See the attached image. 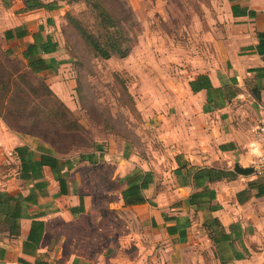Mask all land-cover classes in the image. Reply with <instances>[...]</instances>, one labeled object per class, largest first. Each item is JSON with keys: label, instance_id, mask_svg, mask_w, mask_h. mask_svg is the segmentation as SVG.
<instances>
[{"label": "crops", "instance_id": "obj_1", "mask_svg": "<svg viewBox=\"0 0 264 264\" xmlns=\"http://www.w3.org/2000/svg\"><path fill=\"white\" fill-rule=\"evenodd\" d=\"M220 2L224 13L213 52L189 60L179 72L165 73L168 82L160 107L138 108L141 115L148 110L158 149L149 142L152 155L126 151L124 138L111 134L91 136L86 151L71 148L61 154L50 148L60 160L67 192H59V182L44 166L41 180L46 186L42 193L34 189L37 203L24 209L18 235H10L0 220V264H17L18 258L51 264L264 262V196L255 197V190L248 189L253 174L233 170L236 164L252 166L259 154L254 128L264 104V46L262 54L256 47L259 34L264 41V0ZM68 7L65 0H0V48L9 59L22 58L29 43L47 37L57 43L55 51L39 55L52 66L40 74L58 98L50 71L59 64L56 27ZM199 75L218 89L210 102L206 89L191 88ZM38 145L47 147L34 138L22 140L0 117V152L26 147L37 158ZM81 153H93V160H80ZM16 159L19 163L17 155ZM179 165L232 170L236 176L196 187ZM134 174L140 176L136 183L146 174L147 185L141 190L146 201L125 205L122 193L131 186L127 177ZM18 175L0 174V192L27 195L34 182ZM207 188L215 193L209 205L217 209H195L190 195ZM243 191L247 193L237 197ZM30 216L43 222L42 237L32 253L23 251ZM209 217L219 220L230 239L213 243L205 227Z\"/></svg>", "mask_w": 264, "mask_h": 264}, {"label": "rangeland", "instance_id": "obj_2", "mask_svg": "<svg viewBox=\"0 0 264 264\" xmlns=\"http://www.w3.org/2000/svg\"><path fill=\"white\" fill-rule=\"evenodd\" d=\"M65 3L76 23L100 39L102 45L109 46L111 43L105 40L113 38L120 40L117 44L122 49L126 46L130 49L124 57L113 53L105 59L87 45L66 15L56 27L60 57L55 70L50 71L53 85L60 93L59 99L84 127L72 148L86 151L91 146V136L111 134L124 138L126 151L152 155L154 148L150 151L148 143L155 149L158 147L149 130L150 115L148 110L141 115L138 108L160 107L164 102L162 90L168 82L165 73L179 72L189 60L213 52L222 27V2L65 0ZM91 4L106 8L114 26H107L98 16L97 6ZM17 126L25 130L29 127L26 121ZM14 133L22 140L34 138L37 144L51 149V141L60 142L51 131L47 132V138ZM18 167L12 149L0 152V174L13 177L18 175Z\"/></svg>", "mask_w": 264, "mask_h": 264}, {"label": "trees", "instance_id": "obj_3", "mask_svg": "<svg viewBox=\"0 0 264 264\" xmlns=\"http://www.w3.org/2000/svg\"><path fill=\"white\" fill-rule=\"evenodd\" d=\"M91 5L97 6L98 16L104 23H107V26H114L110 22L111 18L106 8L98 4ZM65 15L69 21L75 23V27L79 30L81 37L100 57L106 59L111 57L113 53L118 54L120 57L128 54L129 47L126 46L123 49L119 47L117 44L120 41L119 39L107 38L105 41L111 44L106 47L101 44L100 39L76 23L77 20H74L69 12H66ZM261 36L259 34V43L256 49L257 52L262 54L264 41H262ZM56 47L57 43L47 37L44 42L29 43L22 52V58L15 57L13 59H9L8 53L0 48V117L12 131L17 133L27 132V134H36L35 137L41 135L44 138L48 137L47 132L49 131L55 133L60 142L51 141V147L57 153L65 154L77 144V137L84 130V127L74 117L70 108L50 89L45 82V78L40 74L47 69H51L52 66L39 54L53 52ZM190 85L193 91L206 89L207 101L209 102L212 99L211 93L218 90L211 86L208 78L204 75H199L195 81L190 82ZM76 91L79 93L80 99H82L83 95L80 86L76 87ZM22 121H26L29 125L26 128L27 130L17 126ZM95 147L98 149L99 146L96 145ZM14 150L19 159V178L34 183L30 192L25 196L21 193L13 195L7 192H0V220H3L6 224L10 235H18L19 219L24 217V209L37 203L38 194L42 193V189L46 186V183L41 180L44 166L50 169L54 179L59 182V192L62 194L67 192L66 179L61 173L60 160L51 153L50 148L38 145L37 150L40 151V154L37 158L26 147H15ZM78 157L80 160L91 162L93 153H81ZM67 166H70L69 162H67ZM179 167H184L187 170V174L190 175L196 187L203 186L205 182H214L222 179L231 180L236 176L232 170L216 167H187L186 165H179ZM139 178L138 174L127 177V182L131 186L122 193L125 205L140 204L146 201L141 193V190L147 185L146 174L141 182L136 183ZM247 185L248 189L255 190V197L264 196V176H255ZM34 189L39 193L34 191ZM244 193H247V191L237 194V197ZM214 194V191L209 188L201 189L190 195L189 202L195 209L207 207L212 211L217 209L216 206L209 205L214 198ZM30 218H32L31 227L26 241L23 242V251L32 253L38 247L42 237L43 222L37 220L36 216H30ZM205 227L208 236L215 245L230 239L229 234H226L224 227L216 217L207 218ZM17 261V264H51L42 259L30 262L23 258H18ZM221 263L223 264V262Z\"/></svg>", "mask_w": 264, "mask_h": 264}, {"label": "built area", "instance_id": "obj_4", "mask_svg": "<svg viewBox=\"0 0 264 264\" xmlns=\"http://www.w3.org/2000/svg\"><path fill=\"white\" fill-rule=\"evenodd\" d=\"M259 118L254 128L255 141L259 145V154L257 155L252 167L254 176H264V104L259 106Z\"/></svg>", "mask_w": 264, "mask_h": 264}, {"label": "water", "instance_id": "obj_5", "mask_svg": "<svg viewBox=\"0 0 264 264\" xmlns=\"http://www.w3.org/2000/svg\"><path fill=\"white\" fill-rule=\"evenodd\" d=\"M233 170L241 175H252L253 174V167L249 166V167H240L238 164H236L233 168Z\"/></svg>", "mask_w": 264, "mask_h": 264}]
</instances>
